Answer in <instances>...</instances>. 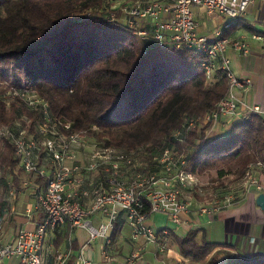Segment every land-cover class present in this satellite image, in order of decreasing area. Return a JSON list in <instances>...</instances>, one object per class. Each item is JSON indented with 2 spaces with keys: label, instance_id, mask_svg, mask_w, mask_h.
I'll return each instance as SVG.
<instances>
[{
  "label": "trees",
  "instance_id": "obj_1",
  "mask_svg": "<svg viewBox=\"0 0 264 264\" xmlns=\"http://www.w3.org/2000/svg\"><path fill=\"white\" fill-rule=\"evenodd\" d=\"M116 1L0 0V126L25 125L28 119V133L36 132L41 106H29L21 94L27 90L48 103L65 136L76 133L99 148L131 154L146 151L140 156L150 165L155 163L150 152L174 148L186 156L197 177L216 173L219 186L225 188L217 191L219 195L227 188L243 190L249 165L260 168L264 185V168L257 166L264 164V116L244 114L215 129L205 124L207 112L228 94L225 76L218 73V80L207 81L200 66L206 54L162 47L153 36L139 37L118 10L117 22H109ZM78 34L87 45L84 60L73 51L82 46ZM95 40H100L101 46H95L101 51L91 55ZM47 63L57 66L59 78L38 69ZM186 116L199 120L186 139L177 142L173 133ZM0 141V188L3 193L17 191L36 173L23 169L8 138L1 136ZM205 234L203 228H195L175 236L183 258L179 264H264V256L235 254L208 241ZM74 263L75 256L67 264Z\"/></svg>",
  "mask_w": 264,
  "mask_h": 264
},
{
  "label": "built area",
  "instance_id": "obj_2",
  "mask_svg": "<svg viewBox=\"0 0 264 264\" xmlns=\"http://www.w3.org/2000/svg\"><path fill=\"white\" fill-rule=\"evenodd\" d=\"M256 0H119L116 1L107 17L109 22H117L116 10L122 14L125 25L139 37L153 36L162 47L187 49L206 54L200 61L207 81L218 80L217 74L225 76L229 83L228 94L216 107L203 118L212 128L222 122H231L248 113H261V106L250 103L246 96L250 93L252 80L239 77L227 55L233 49L243 55L250 53V45L244 37L228 35L229 29L236 27L246 17L249 7ZM200 8L208 16L217 14L223 18L215 36L210 38L201 34L194 8ZM253 38H260L254 34ZM29 100V106L42 111L36 132L29 134L25 125L17 122L14 127L0 126V137L5 136L14 145L23 169L46 177V189L40 196L41 208L46 217L34 229H22L17 236L3 243L0 239V264L7 258L17 257L20 264H43L42 251L44 238L48 230L56 231L65 223L73 229H85L88 232L87 245L104 237L107 244L112 243L110 232L121 212L126 216L132 228V239L144 238L146 244H157L159 234H168L169 228L156 229L150 218L156 213L167 214L176 226L193 227V200L185 196L188 189L194 190L198 177L191 171L185 155L177 150L165 147L160 152H150L149 158L155 162L136 165L137 156L147 154L140 151L127 153L115 148H97L88 152L89 162L82 166L77 162L79 149L88 142L79 134L65 136L59 131L60 121L52 119L47 102L35 97L30 91L21 92ZM199 119L186 116L181 126L173 133L177 142H183ZM66 128L70 124H63ZM96 127V126H94ZM41 153L55 164L52 170L41 164ZM105 167L106 175L92 188L80 192H67V187L83 184L82 170L88 173ZM258 167L264 168L259 162ZM255 165H249L243 183L242 193L227 188L222 195H215L200 207V213L216 214L226 206L233 204L251 191L264 193V185L254 174ZM92 194L91 206H85L80 197ZM76 195V198L75 196ZM146 201L149 210H145ZM97 217L101 218L100 221ZM193 225V226H192ZM193 229V228H192ZM1 235V229H0ZM145 246H139L127 260L134 264L142 256ZM160 252L166 248L161 246ZM105 254H106V250ZM75 256L74 264H92L86 255L85 247L74 254L71 251L57 252L51 264H67Z\"/></svg>",
  "mask_w": 264,
  "mask_h": 264
},
{
  "label": "crops",
  "instance_id": "obj_3",
  "mask_svg": "<svg viewBox=\"0 0 264 264\" xmlns=\"http://www.w3.org/2000/svg\"><path fill=\"white\" fill-rule=\"evenodd\" d=\"M194 11L201 34L210 38L214 37L224 19L217 14L208 16L197 7ZM227 34L244 37L250 45L251 51L247 55L232 48L227 51V55L232 59L235 73L239 77H249L252 80V87L246 100L259 104L262 109L261 114L264 116V0H256L249 7L246 17L236 27L229 29ZM254 34L259 35L260 38H253ZM97 148L99 146L93 141L81 146L77 162L85 166L90 159V156L87 157L88 152ZM40 159L41 164L49 170L55 166L44 153ZM106 173L103 166L91 173L82 170L80 175L89 179L84 180L82 185L67 187V192L75 194L82 189L92 188L90 184L94 186L103 180ZM254 174L262 182L260 168L254 169ZM28 176L26 180L29 183L23 182L22 187L17 191L13 188L10 192L3 193V189L0 188V239L3 243L17 236L22 229L36 228L37 224L44 221L46 217L40 203V196L46 189V180H42L38 174ZM237 192L242 193V189ZM258 195V192L251 191L248 196L241 197L235 203L212 215H202L200 207L205 203L193 198L191 217L195 223L191 228L176 226L167 214L156 213L150 218L153 226L156 229L169 228V233L161 234L157 244H146L144 238L133 240L132 228L123 212L120 213L110 232L112 239L110 245L106 243L104 237L87 245V230L73 229L69 223H65L56 231H47L44 238L42 261L43 264H51L57 252L71 251L76 254L85 247L86 255L92 264H128V258L137 251L139 246H145L142 256L134 264H179L183 258L175 236H184L192 228H203L208 241L225 246L235 254L249 258L264 256V211L256 202ZM74 196L76 198V195ZM80 199L85 206L90 207L93 197L89 194L83 195ZM97 220L100 221L101 218L97 217ZM161 246L166 248L164 252H160ZM1 264H20V260L17 257H10Z\"/></svg>",
  "mask_w": 264,
  "mask_h": 264
},
{
  "label": "rangeland",
  "instance_id": "obj_4",
  "mask_svg": "<svg viewBox=\"0 0 264 264\" xmlns=\"http://www.w3.org/2000/svg\"><path fill=\"white\" fill-rule=\"evenodd\" d=\"M77 37L81 38L82 41L79 45H82V46L80 49L75 48L73 51H75V54H77V58H83L82 53L85 50V48H87L86 41L82 35L78 34ZM95 45L101 46L100 40H95L93 42V48H91V50L89 51V53L91 55L99 54L101 51L100 50L101 47H97ZM85 56H86V53H84V57ZM83 60H84V58H83ZM81 62H82V60H81ZM38 69H40V71H43L47 76H51L54 78L59 76L57 73V66L54 65L53 63H47L44 66H38ZM161 71L164 73H167L170 76L169 70L164 69ZM85 140L87 142L93 141L92 139H87V138H85ZM0 144H2V141H0ZM141 157H143V158H141ZM136 165L140 168H143L144 166H146V164L144 162V156H140L137 158ZM216 177L217 176H216V173L214 171L207 172L204 175L199 176L198 177V184L196 186V190H195V188H194V190H192V189L186 190L184 192L185 196H188L191 199L194 198L198 201H203V203L210 201L215 195H219L218 194L219 191H223L225 189L224 187L219 186L220 185L218 183L219 180H217Z\"/></svg>",
  "mask_w": 264,
  "mask_h": 264
},
{
  "label": "water",
  "instance_id": "obj_5",
  "mask_svg": "<svg viewBox=\"0 0 264 264\" xmlns=\"http://www.w3.org/2000/svg\"><path fill=\"white\" fill-rule=\"evenodd\" d=\"M256 202L262 208V210L264 211V193H260L257 196Z\"/></svg>",
  "mask_w": 264,
  "mask_h": 264
}]
</instances>
